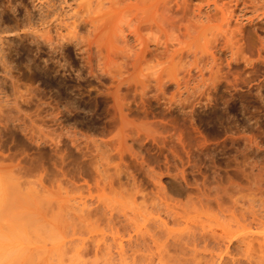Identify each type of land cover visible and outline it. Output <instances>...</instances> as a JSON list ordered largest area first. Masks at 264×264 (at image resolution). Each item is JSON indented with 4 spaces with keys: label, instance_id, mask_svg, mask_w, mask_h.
<instances>
[{
    "label": "bare ground",
    "instance_id": "1",
    "mask_svg": "<svg viewBox=\"0 0 264 264\" xmlns=\"http://www.w3.org/2000/svg\"><path fill=\"white\" fill-rule=\"evenodd\" d=\"M48 5L37 18H32L27 30L22 29L23 32H16L11 38L17 40L18 54L29 61V68L36 73L28 76L29 79L50 74L41 63L47 56L59 63L52 75L58 82H63L66 74L88 82V88L82 92L86 94L76 100H82L76 118L98 135L82 144L71 143L69 152L67 148L61 149L64 144L60 148L57 145L53 148V144L48 152L54 157L52 161L57 163L59 158L83 174L99 173L100 165H105L103 171L106 166H111V170L114 166L117 171L114 168L115 174L111 173L109 182L126 189L127 185L131 190L133 187L125 198H131L134 203L155 189L166 187L159 174L156 179L146 171L149 167L158 168L165 172L161 175H165L171 192L184 196V200L169 197L172 202L165 204L155 225V234L162 237L174 233L178 238L174 241L176 244L172 233L167 236L174 237L171 240L174 248L181 243L183 248L187 242H191L189 246L192 243L199 246L206 241L205 246H217L220 240L214 236L221 234L216 230L220 226L224 231L225 253L224 261L219 257V264H261L264 252V0H72L58 11L59 7L50 9ZM212 29L218 35L211 50L204 49L214 34ZM67 45L87 63L86 71L76 68L71 61L68 65L61 63L67 61ZM224 56L229 59L226 66ZM39 89L34 86L31 96L27 92L30 96L27 102L36 101V105L32 104L38 106L37 115L39 112L48 115V103L34 98ZM23 98L27 97L23 95ZM232 106L252 108V111L247 109L250 114L243 125L259 131L260 145L249 141L248 135L244 137L241 131V136L236 135L241 125H224V109ZM70 115L73 114L67 116ZM1 119V162L17 158L28 172L35 168L45 170L48 163H45V153L38 148L29 153L16 143L14 135L23 127L13 124L12 120L2 124ZM231 122L234 121L231 119ZM26 133L24 138L34 145L36 140ZM218 155L225 157L224 168L222 165L210 167L212 158ZM3 163L0 168L6 167H2ZM101 206L86 205L83 209L95 215L106 209ZM27 227L24 224L11 234L0 232V264L80 261L76 252L73 262H67L68 251L64 245L68 240L62 234L54 230L46 232L47 236H39L43 244H38L36 237L31 239L27 234ZM197 254L194 259L198 258ZM199 255L207 258L206 254Z\"/></svg>",
    "mask_w": 264,
    "mask_h": 264
},
{
    "label": "rangeland",
    "instance_id": "2",
    "mask_svg": "<svg viewBox=\"0 0 264 264\" xmlns=\"http://www.w3.org/2000/svg\"><path fill=\"white\" fill-rule=\"evenodd\" d=\"M66 1L69 3L72 0H0V84L3 83L0 85V107L2 108L4 105V109H0V111L4 110V112H0V115H2L1 118L4 117L3 119L0 118L2 120L1 123L4 124L6 123L5 121H13V124L16 123L18 127H23L22 129L18 128L19 130L14 135L16 140H18L16 143L32 154L37 151V148L38 151L40 149L43 154L45 153L44 156L47 159L44 158L46 160L45 163L48 162L45 164L47 166L45 170L44 168H35L33 171L30 170L28 172V170H25L21 166L24 163L20 162L19 159L17 160V158H13L15 161L13 159L5 161L7 158L5 160L2 159V162L0 160V163L4 161L3 164H5H2V167L6 166L5 168H0V170L5 169L4 171H0V173L2 172L0 174V178H2L0 180L2 182L0 183V232L3 234H11L23 228L24 224H26L28 226L27 234H30V238L36 237L37 241H33L38 242V244L42 242L41 244H43V238L39 236H47L49 231L54 230L53 232L62 234L68 240L66 241V246L64 245L68 251L66 257L68 263L73 262L72 257L76 252H79L80 261L75 264H197V262L201 264L202 261H204L202 264H219L220 261H224L225 253L224 231L221 230L220 226V229L218 226H216L218 228L215 227L217 232L221 233L220 235L216 233L217 235L215 234L214 236L217 240H220L217 246H210V244L209 246H205L206 241L202 244L199 243V246L192 243L194 247L191 244L189 246L191 242H187V246L191 247L189 249L185 245L182 248L184 243H181L180 247L174 248L175 245L174 247L172 246V241L173 244H176L178 241L174 233L171 232L175 236V238L172 236L174 240L171 239V236L169 238L167 237L171 233L169 235L168 233L166 235L163 234L164 236L161 235L162 237L155 234L154 228L159 222L158 218L163 212L165 204L167 205V202H172L169 197L171 199L175 198V196L179 197V195L171 192L166 183L165 175H163L165 173L164 171L150 167L146 170L148 174L156 176L154 177L156 179L161 176L163 184L165 183L166 186L164 188L165 190H162L163 185L161 190L159 188H157L158 190L155 189L153 193L147 194L145 199L143 196H140L141 198L137 199V203H134L131 198L129 199L128 197L129 200L125 198L126 195L129 196V191H132L133 187L131 190L129 189L131 187L127 185V190L126 188L110 183L111 173L115 174L113 173L114 166L112 170L111 166H106V169L107 167L110 169L103 171L102 169H104L103 167L105 165L103 167L100 165L99 168L102 169L99 170V173L87 172L83 174L71 169V165L67 166L69 164L66 161H64L65 163L62 162L59 158L57 159V163L55 162L56 160L54 162L52 161L54 157H51L48 152L51 151L50 148L53 144H55L53 148L56 145L60 148L64 144L61 149L64 150L67 148L66 150L68 151L72 148L71 143L78 144L77 142H79L82 144L86 140H92L98 137L97 134L86 129L76 118L77 113L80 111L78 106L82 101L79 100L78 102L76 100L81 99L80 96L86 94H82V92L88 88V82L77 81L74 74H66L63 82H58L52 75L55 72V68H58L59 63L47 56H44L46 60L41 63L48 68L50 74L43 77L39 76L40 78L32 76L29 79L28 76L36 73L29 68V61L23 55L18 54L17 40L11 37H15L16 32L17 34L23 32L24 30L22 29L27 30L26 27H29L28 25L32 21V18H37L39 13L44 12L46 4H49L50 9L59 7L57 9L58 11L61 10L62 6L66 7ZM212 33L214 34L212 35L210 33V39L203 47L204 49L211 50L214 37L218 35V33L215 35L216 31ZM25 42L29 44L27 40H24ZM66 50L68 53L67 61L62 60L61 63L68 65L71 61L76 68L82 71L88 69L87 63L79 59L72 46L67 45ZM226 57L224 56L225 66L227 65L225 62L229 60ZM224 74H226V71ZM10 75H13V78ZM11 78L12 80H10ZM32 78L35 81H40L35 82L33 80V82ZM16 79H18V83ZM29 83L32 84L30 85ZM27 86L28 88L32 86V88L28 89ZM34 86H38V89L40 88L35 92L38 97L35 96L34 98H41L43 101L40 100V102L48 103V115L46 112H39L37 115L36 109H38V106L35 107L36 101H29L31 105L27 102L29 100L28 98L34 93ZM19 92L27 98H23V95ZM31 92L32 94H30ZM85 100L86 102L89 101L87 98ZM89 102L87 104H91ZM18 106L20 108H17ZM228 108L224 109V125H241L236 135L239 136L240 133L244 137L248 135L249 141L251 140L253 143L260 145V142H258L259 131H255L256 129L252 126L243 125L247 119L246 117L250 114L247 112V109L252 111V108L246 109L239 106ZM68 114L73 115L67 116ZM37 116H42L43 118L41 117L39 119ZM231 119L234 122H231ZM20 129H25L26 131L23 130L22 132ZM27 131H30L28 132L30 134L26 133ZM24 133L30 136L31 139L34 138L37 143L33 139L35 144L30 145L24 138ZM31 134H33V137ZM35 145L38 146L34 147ZM224 158L222 155L213 157L210 162V167L214 168L222 165L224 168ZM201 161H204V158ZM50 162H53L54 165H51ZM197 162L202 164L199 160ZM61 164L63 168H61ZM9 166L12 167L9 169L7 168ZM48 167L51 169H48ZM56 168L60 169L58 170ZM23 171L25 173H22ZM115 171H117L116 168ZM162 172L163 176L161 175ZM124 189L129 193L127 194ZM134 192L131 194H134ZM181 197L182 199L184 198V196ZM98 204L106 207L105 210H102L104 207H100L104 212H98V214L94 215L89 214L86 208L85 210L83 209L86 205L93 206ZM178 237L180 238V236ZM38 238L41 240H38ZM168 240L170 241L168 242ZM175 240L177 241L174 242ZM193 240L197 241L196 239ZM196 243L198 244V242ZM195 245L197 246L196 248ZM191 251L194 252L192 253ZM196 251L199 252L196 254L200 259L197 257L194 259ZM202 253L204 255L206 254L205 257L207 256V258L199 255ZM261 254V264H264V252ZM197 259L200 261H196ZM183 261H186V263Z\"/></svg>",
    "mask_w": 264,
    "mask_h": 264
}]
</instances>
